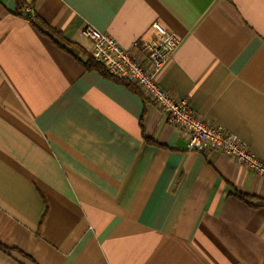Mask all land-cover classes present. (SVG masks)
Segmentation results:
<instances>
[{
    "label": "crops",
    "instance_id": "1",
    "mask_svg": "<svg viewBox=\"0 0 264 264\" xmlns=\"http://www.w3.org/2000/svg\"><path fill=\"white\" fill-rule=\"evenodd\" d=\"M154 22L159 85L264 161V0H0V264H264V181L82 64Z\"/></svg>",
    "mask_w": 264,
    "mask_h": 264
},
{
    "label": "built area",
    "instance_id": "2",
    "mask_svg": "<svg viewBox=\"0 0 264 264\" xmlns=\"http://www.w3.org/2000/svg\"><path fill=\"white\" fill-rule=\"evenodd\" d=\"M30 12L31 8L27 7L23 13ZM151 29L156 33L155 38H143L131 49L122 47L111 36L91 25L85 26L82 34L92 42L91 55L95 61L101 63L113 78L133 84L147 100L163 111L167 121L178 129L188 152H220L264 181V161L249 149L244 140L203 119L185 99L159 85L158 74L180 38L159 22L152 23Z\"/></svg>",
    "mask_w": 264,
    "mask_h": 264
},
{
    "label": "trees",
    "instance_id": "3",
    "mask_svg": "<svg viewBox=\"0 0 264 264\" xmlns=\"http://www.w3.org/2000/svg\"><path fill=\"white\" fill-rule=\"evenodd\" d=\"M27 19H29L30 21L34 22L35 20V17L34 15L32 14H27L25 16ZM83 66L85 67L86 70H94V71H97L99 74H101L102 76L106 77V78H109L113 81H115L116 83H119V84H122L124 85L125 87H127L130 91H133L135 93H139L141 94L140 90L138 88H136L133 84L127 82V81H123V80H118V79H115L113 78L107 71L106 69L104 68V66L95 61L92 57V55L88 56L87 59L85 61L82 62ZM142 95V94H141ZM145 98V97H144ZM146 99V98H145ZM149 141V140H148ZM238 196H240L238 194ZM242 198V196H240Z\"/></svg>",
    "mask_w": 264,
    "mask_h": 264
}]
</instances>
